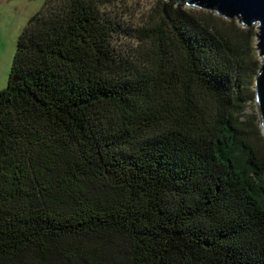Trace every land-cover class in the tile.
<instances>
[{
  "label": "trees",
  "instance_id": "trees-1",
  "mask_svg": "<svg viewBox=\"0 0 264 264\" xmlns=\"http://www.w3.org/2000/svg\"><path fill=\"white\" fill-rule=\"evenodd\" d=\"M109 2L46 0L18 41L0 92V264H264L247 39L159 0L122 54Z\"/></svg>",
  "mask_w": 264,
  "mask_h": 264
},
{
  "label": "rangeland",
  "instance_id": "rangeland-1",
  "mask_svg": "<svg viewBox=\"0 0 264 264\" xmlns=\"http://www.w3.org/2000/svg\"><path fill=\"white\" fill-rule=\"evenodd\" d=\"M176 1V0H175ZM46 0H0V92L8 88L13 63L17 51L18 41L26 29L29 21L36 16L44 7ZM159 0H110L104 12L109 20L120 25L124 30L114 40V47L117 52L133 56L139 51L138 42L135 37L143 28H147L151 18L155 15ZM182 4H185L182 3ZM181 5V4H180ZM203 16H212L217 19L215 24L219 27L229 28L232 24L238 30L241 38L247 39L250 45V58L261 65V58L257 50V25L251 28H244L237 20L226 21L213 12L196 10ZM218 20L225 22V25ZM237 33H235L237 35ZM247 81L244 87V94L247 96L246 109L241 118L242 122H251L257 129L258 135L264 137L260 131L259 115L255 103L254 80Z\"/></svg>",
  "mask_w": 264,
  "mask_h": 264
},
{
  "label": "water",
  "instance_id": "water-1",
  "mask_svg": "<svg viewBox=\"0 0 264 264\" xmlns=\"http://www.w3.org/2000/svg\"><path fill=\"white\" fill-rule=\"evenodd\" d=\"M167 2L171 0H166ZM185 2L190 9L215 13L226 21L237 20L244 28L258 27L257 50L261 58L259 74L255 80V103L257 105L260 131L264 137V0H176Z\"/></svg>",
  "mask_w": 264,
  "mask_h": 264
}]
</instances>
